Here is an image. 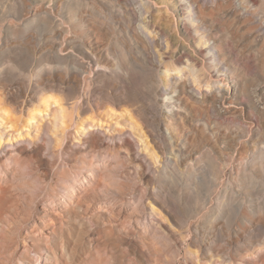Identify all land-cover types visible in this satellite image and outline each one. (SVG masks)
Returning <instances> with one entry per match:
<instances>
[{
    "label": "rangeland",
    "instance_id": "374dc122",
    "mask_svg": "<svg viewBox=\"0 0 264 264\" xmlns=\"http://www.w3.org/2000/svg\"><path fill=\"white\" fill-rule=\"evenodd\" d=\"M159 2L154 20L175 39L170 38L176 48L171 51L159 50L154 34L144 38L136 33L138 23L120 15L119 6L116 12L84 10L86 16L91 12L84 35L103 49L105 66L119 65L117 74L99 78L82 96L92 107L109 94L116 97L113 111L105 105V114H98L104 126L112 125L103 135L116 148L96 150L85 144L83 128L92 113L77 111L73 103L80 95L61 88L47 91L43 99L51 103L75 98L65 114L74 123L69 144L57 142L49 127L34 131L47 147L44 160L2 147L0 264H264V0H245L248 15L205 18L204 29L217 43L216 64L183 34L174 0ZM91 17L102 24L100 31L89 27ZM39 26L33 31L34 45L18 37L16 44L0 49V64H14V76L25 78L44 64L61 70L75 64L49 54L45 45L51 33ZM166 68L173 75L179 70V78L191 86L175 103L180 113L173 115L157 110V102L178 99L179 89L169 84ZM223 79L236 82L237 91L222 104L214 103L216 82ZM6 92L10 99L1 101L8 111L0 112L3 124L26 125L33 108L19 112L17 93ZM159 119L162 134L174 138L173 146L158 137L152 142Z\"/></svg>",
    "mask_w": 264,
    "mask_h": 264
},
{
    "label": "bare ground",
    "instance_id": "6f19581e",
    "mask_svg": "<svg viewBox=\"0 0 264 264\" xmlns=\"http://www.w3.org/2000/svg\"><path fill=\"white\" fill-rule=\"evenodd\" d=\"M88 1L90 3L83 2V0H0V49L4 48L5 46H10L11 44H16L15 42L17 41L18 37L20 39H23L22 40V42L24 41L23 43L34 45L35 35L33 31L37 27L41 29L39 26L41 25L43 28H45L47 31L51 33V36L46 42L47 44L45 43L46 44L45 48L49 52V54L55 55V57L57 58H61V59L64 58L69 62L75 63L74 65L67 64L64 70H61L60 68L53 66V64H44L40 67L37 66L38 70H35V72H31L32 71L31 70L30 73L28 74L29 69L32 68L30 67L27 72L28 76L25 78H22L23 75L22 77L21 75L20 77L13 75L15 68L12 65L14 64L11 65L0 64V112H3L6 115L8 114V111L6 110L7 108L5 109V107L3 106L4 103L1 102L2 100L9 98L6 96V94L9 92V90L8 92H6L7 88L8 89L11 88L15 90V92L17 93L16 97L18 96L17 98L19 101L18 104L20 108L19 112L25 113L26 110H30V107L33 108L31 111L32 113L30 115V118L26 123V125L24 126L18 125L16 127L8 121L6 124H3L4 118L0 115V122H1L0 123V160L2 158L1 152L3 151L2 147L4 145L7 147L13 146L12 148L15 147V153H17L20 156H23V158L27 157L33 160H38V159L44 160L43 154L44 155L46 154L45 151H47L46 149L47 147L44 144L40 143V141L42 140V134L36 133L34 131L37 132L41 131V133H43V131L49 127L56 131L55 139L57 138L56 140L57 142L61 144L65 143L66 145L69 144V139H67V137L70 130L73 129L74 123L72 120L66 121L65 114L67 112V106L69 105V103H72V100H74L75 98L73 96V98L71 97V99H68L66 102H64L62 99L61 100L63 102L55 100L53 103H51V101L48 99H43V96L47 94L46 93L47 91H51L56 88L63 89L69 95L70 94H74L78 96L80 95L78 100L77 99H76L77 101L74 100L73 103L74 106L78 107L77 111L90 110V112L92 113L91 117H89L86 122V128H83L85 131L84 134L85 144H87L88 147L96 150H102L105 148L108 149L116 148L114 141L107 142L106 138L103 135L105 134L104 129H108L109 131H111L112 125L104 126L102 124L103 122L102 119L98 116V114L99 115L105 114L106 112L105 105L108 106V108H110L112 111L114 110L113 107L116 102V97L109 94L102 103L99 102L98 104L94 105V107L89 106V104L86 103L87 101L85 102L82 97L85 91H87L89 94L91 87L94 84H96L99 78L103 77V79H105L111 73L117 74L119 71V65H117L115 69H111L102 63L104 59L102 55L103 49L98 48L96 47V45L93 44L90 34L87 33V36L84 35L85 29H87L85 20L89 13L88 11L87 16L84 15L86 8L92 7L95 9L100 7L103 8V10L106 9L112 12H116L115 8L119 6L121 7V9L120 11L117 12L120 15H128V19L131 18L130 20H133L135 23H138V25L137 24L135 25L136 27H134L133 25V27L136 30V33L142 35L144 38H149V36L152 37V34H154L153 35L154 37H152V41L156 43L159 50L165 49L166 47L171 51L172 48H175L174 41L170 39L172 38L170 35V31H168L167 28H164L159 24H157V22L154 20V13L160 8L159 0H124L123 2H121V0H88ZM244 1L245 0H220V1L219 0H174L175 10L173 13L175 17L177 16L178 19L181 20V25L183 27V34H185V36L187 37L194 38V45L198 47L199 54L204 55L206 53L208 56L207 57L208 62L210 64H216L218 62V57H219L217 50V43L211 39V35L207 33V31L204 29L205 18L208 16L213 17L217 14L220 15V13H224L226 15L235 18L239 17L240 12H243L244 15H248L250 9L247 6H245L246 4ZM120 3H123V6H121ZM252 9L253 8H251V10ZM254 14L255 16H257L256 15L257 13ZM89 20H90L89 27H91V29L96 31H100L102 29L103 26L98 20H96L93 17H91ZM78 27L81 28H79L78 32L76 31L77 34L76 35L73 33V30L77 29ZM197 54L198 52L194 51V55ZM187 55H189V53H187ZM108 60L110 61V59H107V61ZM208 66L210 67L211 65ZM190 69L188 70L191 71ZM179 72L180 71L178 70L173 75L174 71L171 72L169 69L167 68L165 69V74L169 78V84L173 83V85H175L177 89H179V94L176 97V99L177 98L178 99L173 103L171 102L172 104H169L168 101L162 105H159V103L157 102L158 113L162 114L164 113V111H166L167 114H172V115L174 113H180L179 110H175L176 107L175 103L181 102L182 94L190 93L188 92V89L191 86H189L188 83H185L182 78H179V76L177 75ZM189 81L191 83L190 79ZM216 83H217L216 91H218L219 97H213L211 99L212 102L214 103H221V100H223L225 96L231 95L237 91L238 86L237 83L234 81H232L230 85L226 83L224 79L223 81H217ZM193 85L196 86L197 83L195 82ZM123 87L125 89V86ZM93 91L91 90V92ZM197 92L199 93V91ZM205 93H209V91L208 92L206 91ZM88 94H85V96ZM127 94L128 93H126V95ZM199 95H201V93ZM196 98L200 99L197 95ZM38 100L41 104L38 103L36 104V101ZM15 102L17 103V101ZM43 106L46 107L44 110L42 109ZM77 111L75 112L76 115L79 112ZM75 117L76 116H74V118ZM78 119L81 121L82 125H84V119L82 117H78ZM40 124H42L44 128L40 127ZM155 124H156L155 127L157 128L156 129L157 135L153 136L152 142L156 144L157 143L156 138L158 137V139L161 138L163 140L166 146L167 145L173 146L174 138L169 134H162V126H163L162 119H159ZM5 125L11 126L12 129L11 130L8 128L5 129L4 128ZM113 137L114 136L112 135L111 138L114 140ZM142 137L144 136L142 135ZM11 142H14V144L9 145ZM150 145H151L150 142L145 141V147L148 148V150L151 149ZM132 147L133 145L128 144L129 149H131ZM81 148L82 146H78L77 151H81ZM164 148L162 149L159 147L160 150L165 152ZM155 150L152 149L151 151L154 152ZM153 154L157 155L156 152H154ZM70 155L72 154L70 153ZM157 158L159 159V156H157Z\"/></svg>",
    "mask_w": 264,
    "mask_h": 264
}]
</instances>
